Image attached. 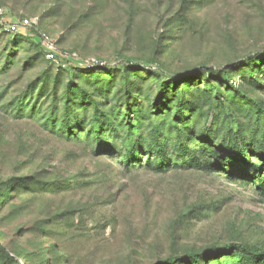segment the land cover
<instances>
[{"label":"rangeland","instance_id":"1","mask_svg":"<svg viewBox=\"0 0 264 264\" xmlns=\"http://www.w3.org/2000/svg\"><path fill=\"white\" fill-rule=\"evenodd\" d=\"M0 8L110 67L0 28V264H264V0Z\"/></svg>","mask_w":264,"mask_h":264},{"label":"built area","instance_id":"2","mask_svg":"<svg viewBox=\"0 0 264 264\" xmlns=\"http://www.w3.org/2000/svg\"><path fill=\"white\" fill-rule=\"evenodd\" d=\"M3 10L0 8V28L4 29L6 33L17 34L21 33L31 39L40 48L43 58L58 67H66L71 64L75 67L90 68L93 66H103L102 62L95 60H83L77 57L75 54H63L58 49L56 43L45 33L38 30L36 23L30 18L24 17L18 20L4 23L2 22ZM64 58L67 61L62 63L60 58Z\"/></svg>","mask_w":264,"mask_h":264},{"label":"trees","instance_id":"3","mask_svg":"<svg viewBox=\"0 0 264 264\" xmlns=\"http://www.w3.org/2000/svg\"><path fill=\"white\" fill-rule=\"evenodd\" d=\"M25 39L29 42V43H32L34 45V47H36L38 49V52L41 56L42 53L40 51V48L37 44L33 43L31 41V39H29L28 37H25ZM124 62L126 64H129L131 63L129 60H124ZM107 70H110V67L109 66H93V67H90V68H80V67H75V66H70L68 68H61L60 66L57 67V71L59 73L61 72H67L71 75H76V74H86V73H98V72H102V71H107ZM47 75L46 74H43V81L44 83H47L48 82V79H47ZM223 78H226L225 77V73H223ZM225 81V80H224ZM226 84V83H225ZM68 101V100H67ZM132 160H130V158H128L127 160V165L130 164ZM231 251H234L238 254H240V257L243 258L244 256H255V257H261L264 259V252H261L260 250L258 249H255L251 246H245V245H242V244H236V245H226L222 248H213L211 250L208 251V255H212V256H216V255H223V254H228L230 253ZM206 255L204 254L203 257H205ZM187 260L190 262V264H200L201 262L198 260V256H189L187 258ZM175 262H168V264H174Z\"/></svg>","mask_w":264,"mask_h":264}]
</instances>
